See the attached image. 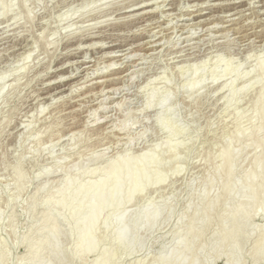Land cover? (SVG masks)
Returning <instances> with one entry per match:
<instances>
[{
  "label": "rangeland",
  "instance_id": "obj_1",
  "mask_svg": "<svg viewBox=\"0 0 264 264\" xmlns=\"http://www.w3.org/2000/svg\"><path fill=\"white\" fill-rule=\"evenodd\" d=\"M11 3L12 10L0 15V258L8 246L7 261H29L22 240L28 234L32 241L39 239L31 229L39 226L43 212L54 207L41 186L55 190L68 175L84 185L100 178L104 165L120 154L136 155L176 144L180 174H170L165 184L147 188L127 207L134 211L150 200L159 209L172 207L171 219L144 232L148 244L137 245L130 253L109 236L85 260L72 261L93 264L108 249L114 253L111 264H153L173 245L176 229L186 232L192 209L200 201L201 181L207 169L219 163L213 156L225 146L239 120L244 128L251 127L253 100L264 86L256 66L264 59V0ZM28 53L30 57L24 59ZM227 65L236 68L234 74H224ZM194 70L201 80L195 92L189 87ZM241 87L245 89L237 91ZM152 93L155 97L149 107ZM238 140L233 139V144ZM249 148L246 152L252 157ZM163 154L160 168L168 166L160 169L164 172L173 162L164 161L168 154ZM207 154H213L208 161L218 162H208ZM81 162L89 173L69 167ZM15 165L23 175L20 188L15 184ZM32 199L36 200L34 210ZM189 203L192 208L187 207ZM75 204L54 211L65 262H71L75 249L76 226L69 219L85 211L76 214ZM215 213L214 223L202 229L210 240L220 228L216 215L224 213L223 207ZM251 223L263 224L264 213ZM243 247L248 253L244 264H264L252 261L248 250L252 240ZM46 254L45 249L43 259ZM228 258V252L219 259L207 252L204 260L205 264H226Z\"/></svg>",
  "mask_w": 264,
  "mask_h": 264
},
{
  "label": "bare ground",
  "instance_id": "obj_2",
  "mask_svg": "<svg viewBox=\"0 0 264 264\" xmlns=\"http://www.w3.org/2000/svg\"><path fill=\"white\" fill-rule=\"evenodd\" d=\"M8 1L0 0V15H5L12 10L11 0L9 3ZM12 2L14 3V1ZM21 6H23L24 9V4ZM27 10L28 9H26V11ZM30 15L27 17H30ZM28 19L29 18H27V20ZM39 39L41 40L40 37ZM28 54L25 55L26 57H24V59L30 57V54ZM256 66L259 72L258 74L256 73L258 81H260V83L263 81L262 83H264V59L262 58V60L258 61ZM24 68H26V66ZM235 71L236 68H234L233 65H227L224 69V74L232 75ZM194 74L195 78L189 85L193 91L200 89L199 86L201 85V80L196 75L197 70H194ZM4 76L5 75H3L2 78H4ZM262 83L261 85H264ZM237 89L235 88L234 90ZM244 89L245 88L241 87V89L237 91H242ZM261 90L253 100L255 101L256 108H254V115H251V127L247 129L244 128L243 125H240L241 121L239 120L240 124H236L237 126L232 132L230 139L226 141L227 143H225V146H223V148L221 147L222 149L220 148L217 154H215L216 156L212 154L213 158L215 157V159L217 158L219 160V163L215 167L212 166L214 167L213 170L210 169L211 167L209 168L210 172L212 171L211 173L209 169H207L206 173L208 174H206L201 181V185L199 184L201 188L199 193L197 191L196 193H198L200 201L192 209L186 232L181 234L177 229L176 231L174 230L177 233L174 232L175 239L172 238L174 239L173 245L164 249L160 256L152 260L153 264H205L206 260L204 259L207 257V252L215 254L216 259H219L224 252H228L229 258L226 264H242L244 258H246L245 256L248 255V253L245 255L246 252H243V244L250 240H252V248L248 250L251 251L250 255L252 261H264V223L261 225L258 224V226H256L257 224L252 225L251 223L255 216L264 213V89ZM154 97V93L150 94L147 106H151ZM166 99H168V97H166ZM235 138L236 140L244 138V140L242 139L243 141L240 140L241 142L234 145L232 140ZM174 145L167 144L163 149H159L155 146L149 151L143 150L136 155H129L128 153V155L120 154L114 158V160L112 159V161H108L107 164L105 163L106 166L104 165V168L101 167L102 174L100 173V178L96 181L87 182V184L85 183L84 185H77V178L68 175L61 178V182L59 180L60 184L57 183L59 186H55L57 188H55V190L54 188H52L53 190L48 188V185L47 188L44 185V187L41 186L42 189L45 190L46 200L51 201L54 207L49 211L43 212L40 217L39 226L31 229L32 232L38 234L39 239L32 241V234H28L22 240L29 255L27 264H72L73 259L78 258L82 260L90 252L96 251L98 246L106 241L109 236L118 246L124 248L125 253H130L137 245L143 246L145 243L148 244L146 241H149V239H146L144 237L146 235L143 236V233L147 231L150 232L151 230L153 231L161 220L162 222L164 220H170L174 214V210L170 206L159 209L155 207L154 203L150 200L134 211H130L127 207H129V204H133L137 196H142L147 188H157L156 186H160V184L164 182L166 183L167 177H169L170 174H172L170 177L173 176L174 173L175 175L178 173L180 174L181 169L177 165L179 157L176 152L178 146ZM249 147L253 149L252 157L246 152ZM165 152L168 154L166 158L169 160L164 158V161L173 163L163 172L160 171V169L163 168H160L162 164L161 153L163 154ZM165 155L163 154L162 156L165 157ZM208 155L209 154H207V158L204 156L207 161ZM249 156L251 157L249 160L250 164L249 166H245V162L248 161L247 159ZM97 158L98 156L92 159ZM214 160L209 159L208 162L211 161L213 163ZM216 162L218 161L215 160L214 163ZM71 166L69 167L73 168L77 173L78 171L82 173L90 172L84 164L82 165V162L73 163ZM167 167L168 166H164V168ZM13 169L16 172L15 184L17 188H20L23 175L19 171L17 165H15ZM68 172H70V169ZM92 172L95 173L97 171L95 169ZM70 188L75 189L70 191ZM196 190H199V188ZM37 191L38 190L35 192ZM34 200L35 199H32L33 202L30 201L32 210H34L35 207L36 200ZM73 203H76V214L79 213V211H85L82 215L73 216L69 219V222L76 226V231L73 236L75 249L71 254V260H69L71 262H65L64 242L62 243L63 240L61 241L62 232L60 230L61 228L58 226L54 211L56 209L69 207ZM8 205L6 207H8ZM192 206V203H189L187 207L192 208ZM218 207H223L224 213L216 215V218L218 216V220L216 221L220 224V228L212 234L213 239L211 236V240L208 237L209 241L207 237L205 238L202 229L205 230L211 223H214L212 222L215 221L213 220V211L215 213V209ZM105 211H107V213H105ZM184 220L185 216L183 215L180 217V221L183 222ZM12 233L14 232L12 231ZM11 238L13 239V237ZM12 239H10V241ZM3 242L5 241H2V243ZM16 243L14 241V244ZM5 246H7V244H5ZM7 247L4 249L5 251H3L4 253L0 258V264H7L8 262L10 263V261L14 262L10 260V258H8L10 261H7L6 254H10L7 251ZM11 247L13 248L12 245L10 248ZM15 248H17L16 245ZM45 249L47 250V254L43 259L42 252ZM12 251H14V249L11 250V252ZM203 254L204 256L201 258ZM113 256L114 253L108 249H104L93 264H111ZM13 260H15V258H13ZM16 260L15 263L17 262Z\"/></svg>",
  "mask_w": 264,
  "mask_h": 264
}]
</instances>
